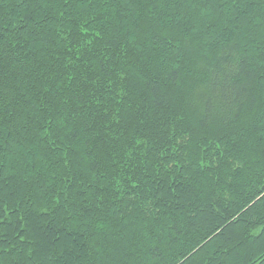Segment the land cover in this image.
Returning a JSON list of instances; mask_svg holds the SVG:
<instances>
[{
  "label": "trees",
  "instance_id": "trees-1",
  "mask_svg": "<svg viewBox=\"0 0 264 264\" xmlns=\"http://www.w3.org/2000/svg\"><path fill=\"white\" fill-rule=\"evenodd\" d=\"M0 264H264V0H0Z\"/></svg>",
  "mask_w": 264,
  "mask_h": 264
}]
</instances>
